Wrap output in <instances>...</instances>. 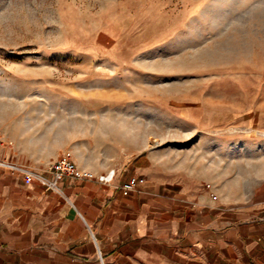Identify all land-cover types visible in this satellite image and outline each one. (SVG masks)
Segmentation results:
<instances>
[{"label":"rangeland","instance_id":"1","mask_svg":"<svg viewBox=\"0 0 264 264\" xmlns=\"http://www.w3.org/2000/svg\"><path fill=\"white\" fill-rule=\"evenodd\" d=\"M13 117L71 141L53 153L143 154L160 180L253 203L264 0H0V124Z\"/></svg>","mask_w":264,"mask_h":264},{"label":"crops","instance_id":"2","mask_svg":"<svg viewBox=\"0 0 264 264\" xmlns=\"http://www.w3.org/2000/svg\"><path fill=\"white\" fill-rule=\"evenodd\" d=\"M26 124H0V264H264V196L232 208L223 195L154 177L149 157L126 153L71 159L95 176L112 171L110 183L62 179L47 189L11 167L51 180L49 166L70 158L67 147L52 150L71 141L34 137ZM132 177L144 183L124 191Z\"/></svg>","mask_w":264,"mask_h":264},{"label":"built area","instance_id":"3","mask_svg":"<svg viewBox=\"0 0 264 264\" xmlns=\"http://www.w3.org/2000/svg\"><path fill=\"white\" fill-rule=\"evenodd\" d=\"M4 143L2 133L0 132V146ZM22 173L27 181L36 178L39 183L51 190L57 189V182L62 179H74V180H97L102 183H110L113 179V172L110 171L103 175L95 176L91 171L79 168L74 161L68 157H63L49 166V173L51 174V180H47L42 176L34 175L33 173L18 167H11ZM144 179L142 177H132L127 183L122 186L124 191H132L138 184H143Z\"/></svg>","mask_w":264,"mask_h":264}]
</instances>
